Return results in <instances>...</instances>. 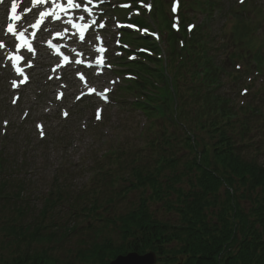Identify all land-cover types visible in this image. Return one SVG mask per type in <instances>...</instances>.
<instances>
[{"label":"trees","instance_id":"obj_1","mask_svg":"<svg viewBox=\"0 0 264 264\" xmlns=\"http://www.w3.org/2000/svg\"><path fill=\"white\" fill-rule=\"evenodd\" d=\"M174 96L166 87L155 96L160 104L143 108L149 114H171ZM246 116L245 109L230 128L240 130L248 126ZM199 117L200 113L195 120ZM204 127L212 134L209 122ZM215 131L218 140L204 154L208 164L196 163L192 168L195 173L187 175V187L176 188L182 203L175 224L154 225L143 202L142 211L134 212L124 223L123 239L128 241V249L109 242L96 243L89 245L86 253L81 252L82 258L90 264H104L107 257L153 248L162 256L160 264H264V165L241 157L232 147L226 128ZM163 140L168 141L167 134ZM42 238L39 227L27 237L20 233V240L28 247L18 246L19 253L3 264H61L58 258L33 246L35 240Z\"/></svg>","mask_w":264,"mask_h":264},{"label":"rangeland","instance_id":"obj_2","mask_svg":"<svg viewBox=\"0 0 264 264\" xmlns=\"http://www.w3.org/2000/svg\"><path fill=\"white\" fill-rule=\"evenodd\" d=\"M235 1L236 0H223L222 6L225 10H231L235 4ZM256 1L258 3L261 2L258 0ZM156 12L160 17L164 18L166 13V4L156 1ZM224 20L225 16L215 20L213 34L216 33V37L218 39L224 37L223 34H218V31L223 30L224 28ZM215 41V38L211 39V42L214 43ZM25 107H27V104L24 103L19 109H17V112H9L7 115L8 118L10 115H12L13 120L11 121L10 128H8L6 136L0 134V151L3 153L5 152L4 159L6 161L8 170L7 174L9 177L13 176L14 180L23 181L27 184L25 186L23 195L26 197L27 201L32 202L30 210L31 216L28 218V220L32 219L35 210H37V206L39 207L38 200L42 196L41 190H43L45 187L46 179H53L54 177H57L58 174L60 175L61 170L58 171V174L56 175V172H54L52 166L56 164L60 165L61 159L65 164V170L70 172V178L67 181V189L70 191V197L67 205L68 203H71L73 206L75 204L76 206L80 207L83 204V198L80 195L81 185H83V183L82 177H79V171L73 168V162H77L79 158L83 159V154L86 150L94 152V154L97 153L98 151L96 141L97 139L100 140V136L99 138L98 136H94L95 134L90 127L87 131H84L76 121L75 117H72L59 125L49 122L48 136L45 142L41 144L36 139L34 122L37 119H43L44 116L40 114V110L31 109L27 119L23 120L22 122L20 118L23 110L27 109ZM119 114L121 115L120 120ZM124 116L126 120H129L128 129L131 131L137 126L136 123L139 117L136 114H130L127 111L124 112L121 110L118 114L114 112L106 121L109 120V124H112L111 129L115 130ZM49 154H53L54 156H52L50 160L47 159L46 165H44V163L41 164L40 158H42L43 155L46 156ZM21 162L23 165L20 164ZM49 183L51 184V182ZM28 188H30L29 192H27ZM76 197L77 202L74 200ZM1 204H3V202H1ZM16 205L14 204V206ZM122 205L123 202L120 203V206ZM10 206H13V204ZM62 211L63 210H61V212ZM2 213H6V215L8 214L10 218L14 216L13 213H7V209L0 210V215H2ZM26 217L28 216H25L24 219H26ZM101 223L104 224L105 222ZM0 226H4L3 230L5 232L8 231L7 223L2 225L0 223ZM98 226H101V224L98 223ZM3 230L0 231L1 264H3L2 259L13 257V254L16 252V250H18V246L21 248L25 247L24 243L19 245V243H21L20 241H14L13 244L10 241L7 242V240H11V238H6L5 235L2 236L1 233ZM80 238L81 236H79V234L73 233L72 236L67 240H64L61 245H59L61 241L57 244L55 243L54 247L56 252H52V254L55 253L56 256L62 258L60 260L61 264H90L81 262L77 256L78 251L70 249L74 248V245L78 244L77 242L80 241ZM114 241L118 243L117 238ZM38 247L39 249H43L41 251H44V249H46L49 253L52 251L50 249V244L46 242H43L42 245H39ZM68 251H71V253L65 257V254H68Z\"/></svg>","mask_w":264,"mask_h":264},{"label":"snow or ice","instance_id":"obj_3","mask_svg":"<svg viewBox=\"0 0 264 264\" xmlns=\"http://www.w3.org/2000/svg\"><path fill=\"white\" fill-rule=\"evenodd\" d=\"M3 2H4V0H0V3H3ZM47 2H48V0H34L35 4H45ZM87 3H89V4L92 3V0H87ZM80 7H81V5L78 3H74V0H67V6L60 3L59 0H52V8L49 11L40 13L41 21L47 16H54L56 18H59V13L67 14L69 10L79 9ZM16 10H17V5L15 3V0H13L12 6H11L12 15L10 17L12 20H19L20 19V17L16 14ZM83 10L85 12H88L89 14H91L90 8L85 7ZM80 19L83 20L84 17L81 16ZM69 23H71V21H69ZM72 27L79 30L80 37H81V39H83L85 30L88 27V25H86V24H74L73 23ZM100 27H104V25H100ZM8 31L14 33L15 32L14 25H9ZM18 39H20L23 42L21 46H25L27 44V42L24 39V34L22 32L20 33ZM100 50L103 51V49H100ZM28 51H32V48L30 45H28ZM11 59L13 61H19L21 59V57L12 56ZM64 59L67 60L68 57L65 56ZM97 63L98 64L102 63V60H98ZM17 71H18V73L23 74L19 68H17ZM26 79L27 78L25 77V80ZM65 115H67V113H65Z\"/></svg>","mask_w":264,"mask_h":264},{"label":"water","instance_id":"obj_4","mask_svg":"<svg viewBox=\"0 0 264 264\" xmlns=\"http://www.w3.org/2000/svg\"><path fill=\"white\" fill-rule=\"evenodd\" d=\"M153 256L148 254L146 256H138L136 254H130L127 257H120L113 261L111 264H148L152 262Z\"/></svg>","mask_w":264,"mask_h":264}]
</instances>
